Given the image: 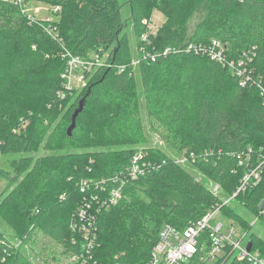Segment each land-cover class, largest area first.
Instances as JSON below:
<instances>
[{"label": "trees", "instance_id": "1", "mask_svg": "<svg viewBox=\"0 0 264 264\" xmlns=\"http://www.w3.org/2000/svg\"><path fill=\"white\" fill-rule=\"evenodd\" d=\"M49 2L61 6V20L51 23L56 35L46 30L48 23L29 20L13 0H0V153L18 157L13 166L27 174L25 185L5 198L23 212L21 245L42 233L62 248L69 264H77L72 256L83 252V244L72 223L95 188L84 192L81 181L108 178L130 164L134 149L149 142L144 117L176 153H195L194 166L227 198L245 172L240 158L249 154L250 164L262 163L260 183L231 201L264 222V0H129L130 36L119 0ZM158 2L167 19L149 34L147 20ZM200 7L208 13L188 36V19ZM136 44L146 52L138 55ZM56 49L62 58L66 49L84 57L108 52L63 116L60 104L68 97L58 92L67 61L46 57ZM134 58L141 89L134 82ZM27 121L31 137L17 128ZM40 144L44 152L37 156ZM145 151L159 166L129 182L119 202L98 214L91 262L150 264L164 224L185 227L218 201L195 170L160 148ZM172 193L179 199L171 201ZM234 206L225 204L223 214L249 230L264 252L255 223ZM32 256L0 232V264H37ZM186 264L220 263H207L198 253Z\"/></svg>", "mask_w": 264, "mask_h": 264}, {"label": "built area", "instance_id": "2", "mask_svg": "<svg viewBox=\"0 0 264 264\" xmlns=\"http://www.w3.org/2000/svg\"><path fill=\"white\" fill-rule=\"evenodd\" d=\"M13 1L29 20L48 23L46 30L49 34L56 35V28L51 25L55 18L51 13L59 12L60 5H55L50 14H41L40 10L44 8L35 6L29 0ZM147 39L146 35L142 36V41ZM141 48H144L146 52L145 46ZM65 55L67 63L61 74L63 88L58 92L61 98L85 88L89 82L90 72L104 63L98 54L84 57L66 49ZM119 69L124 71L125 66H120ZM260 90L264 103V87L260 86ZM197 159L195 153H190L183 154L181 161L192 160L195 163ZM250 161L249 154L240 158V164H244L246 168L239 187L231 197L216 201L202 217L190 221L185 227L171 223L163 225L158 241L152 249L150 264H186L198 253L207 263L231 264L233 261H239L264 264V252L254 246L249 238V230L243 228L234 219L224 217L222 210L225 204H231V199L237 194L252 189L260 183L263 172L262 163L255 166L252 165L253 163L250 164ZM165 162L163 160V163ZM158 166L149 158L145 150L137 149L134 151L130 164L120 172L98 181L87 179L81 181L82 191L85 192L93 185L95 188L91 191L88 200L79 207L76 221L72 223L73 229L79 232L83 244V252L77 254L78 256H72V260L77 264H96L91 262L90 254L97 240L98 214L119 202L129 182L145 176L151 170H156ZM249 240L252 241L250 250L247 249Z\"/></svg>", "mask_w": 264, "mask_h": 264}, {"label": "rangeland", "instance_id": "3", "mask_svg": "<svg viewBox=\"0 0 264 264\" xmlns=\"http://www.w3.org/2000/svg\"><path fill=\"white\" fill-rule=\"evenodd\" d=\"M34 4L35 6L44 8L40 10L41 14H50V11H52L54 4L49 2V0H29ZM120 2V10H121V16L124 23V30L128 35H132V28H131V11L129 7V0H119ZM160 2H158V6H153L151 9V13L148 18V33L149 34H156L158 30L163 25V22L167 19V15L163 10H161ZM46 9V10H45ZM208 13V9L206 7H200L197 9L194 14L188 19L187 22V32L188 36H190L197 25L206 17ZM54 14V18L57 20H61V14L59 12H53L51 13L52 17ZM144 48H141V46H135V50L137 51L138 55H142L144 53ZM57 50V54L52 52L51 54H47L46 57H54V56H60L59 49ZM97 54L91 52L90 55ZM108 55V52H104L102 56H100L101 60H106ZM64 58L61 57V59H64V61H67L65 51L62 54ZM52 59V58H50ZM139 60L137 58H134L132 61L133 65V76H134V82L138 86L139 89H141L140 84V73L138 68ZM66 64V63H65ZM65 68V67H64ZM63 72V71H62ZM62 74V73H61ZM62 77V76H61ZM62 89V88H61ZM60 89V90H61ZM84 91V88L81 90H78L72 94H69L65 102H62L60 104L63 105V110L61 116L68 111L69 104L75 99V97L78 95V93ZM141 92V90H140ZM145 118V125H146V134L149 137V142H147L145 145L136 147L134 150L137 149H143L151 151L155 147L160 148L164 150L166 153L169 154L170 157L174 158L178 164L182 165L184 169L189 171H196L197 178L200 182L206 184L215 194V197H217L218 201H222L226 199L227 193L224 191V188L213 182V180H210L207 177V174L204 172H201L199 169H197L194 166V162L192 160H188L187 162L181 161L183 154L176 153L175 150L171 146H169L163 139V137L152 130L148 118ZM29 122L19 124L17 127L19 131L26 134L28 137H31V133H29ZM94 137H97L96 132L93 130ZM163 138V139H162ZM37 156L43 155V149L41 148V144L38 150H36ZM46 152L44 153V155ZM118 154H113L112 156L118 157ZM111 156V157H112ZM18 157L12 156L9 154H3L0 153V232L14 240L19 246L23 247V250H26L27 252H30L32 255V258L35 260L37 264H69L67 256L62 252V248L57 245L54 241L46 237L42 233H37L35 238L30 243H27L25 245H21L20 243V231H21V220L23 218V212L20 210L21 207L18 205L8 203L6 202L5 198L13 193L18 187H21L25 185L27 174L26 173H19L15 166H13V163L15 162V159ZM216 186L218 188L216 189ZM138 193H141L139 189H137ZM173 195V196H172ZM171 195V201H175L179 199V194L172 193ZM237 202L232 201V205L234 206V210L238 211L239 213L243 214L247 220L252 221L254 224V231L258 232L263 238H264V222L259 220L257 217H253L251 214H248L245 212V209L241 207V205H237ZM224 215V214H223ZM224 217H227L224 215ZM117 220H114L113 223H115ZM256 220V221H255ZM258 220V221H257ZM250 238V237H249ZM258 248V246H255ZM33 250V252L31 251Z\"/></svg>", "mask_w": 264, "mask_h": 264}, {"label": "water", "instance_id": "4", "mask_svg": "<svg viewBox=\"0 0 264 264\" xmlns=\"http://www.w3.org/2000/svg\"><path fill=\"white\" fill-rule=\"evenodd\" d=\"M84 104H85V97L80 101L79 106L75 109V111L72 114V117H71L72 122L67 128V133L69 135L72 134V130L76 126L77 117H78L79 113L83 110ZM263 207H264V203L261 205V208H263ZM251 247H252V241L249 240V242L247 243V249L250 250Z\"/></svg>", "mask_w": 264, "mask_h": 264}]
</instances>
